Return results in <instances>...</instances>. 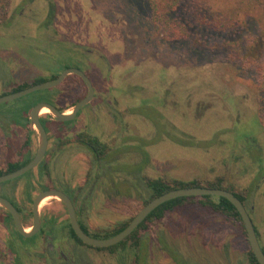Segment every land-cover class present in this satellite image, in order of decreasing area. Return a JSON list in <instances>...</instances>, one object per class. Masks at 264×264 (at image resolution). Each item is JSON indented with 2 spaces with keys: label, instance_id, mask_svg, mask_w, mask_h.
Masks as SVG:
<instances>
[{
  "label": "rangeland",
  "instance_id": "rangeland-1",
  "mask_svg": "<svg viewBox=\"0 0 264 264\" xmlns=\"http://www.w3.org/2000/svg\"><path fill=\"white\" fill-rule=\"evenodd\" d=\"M248 21L232 45L198 46L156 28L148 0H0V97L70 68L94 90L71 121L41 115L48 138L42 166L0 183L25 229L40 187L70 194L79 223L96 235L142 209L136 189L143 178L203 186L221 178L243 198L264 250L263 9ZM81 81L68 75L37 96L0 104V172L36 153L37 132L24 121L31 99L70 113L87 94ZM81 134L106 146L101 164L78 142ZM203 200L186 201L110 250L78 244L56 198L39 207L41 228L25 240L0 207V264H249L243 227Z\"/></svg>",
  "mask_w": 264,
  "mask_h": 264
},
{
  "label": "trees",
  "instance_id": "trees-1",
  "mask_svg": "<svg viewBox=\"0 0 264 264\" xmlns=\"http://www.w3.org/2000/svg\"><path fill=\"white\" fill-rule=\"evenodd\" d=\"M151 13H152V22L156 28L160 30H166L167 33H171L174 37L182 38L184 41H193L195 45L200 46V44L204 45H232V41L235 38H241L242 29L249 22L248 20L252 19V17H257V13L259 10L264 11V0H148ZM55 12V7L53 4L49 6V12L47 17V22L51 23L53 21V16ZM255 20V19H254ZM258 22V18H257ZM263 29H260L262 31ZM233 45H236L233 43ZM239 52V51H238ZM58 75L52 76L51 80L53 81ZM46 82L44 79H36L33 81L34 84L44 83ZM82 82V81H81ZM84 85V83H83ZM29 86L21 85L16 87L11 91V93L25 89ZM39 93H33L30 95L37 96ZM6 95V94H4ZM31 99V104H29V109L26 112V116L24 117V121L28 124V113L37 103L46 102L42 99ZM159 100V99H158ZM165 99L162 100V103ZM160 102V101H159ZM48 103V102H46ZM50 104V103H48ZM161 104V103H159ZM60 112L62 110L58 109ZM40 122L43 127L46 129L47 121L43 118H40ZM60 124L61 122H57ZM169 125V124H168ZM166 127V133L168 136H172V133H169L170 125ZM168 127V129H167ZM177 132L176 130L173 131ZM30 135L33 133V130L29 131ZM78 142L85 146L88 151L93 155V159L95 164H101V161L104 159L106 154V146L101 143L96 137L81 134L78 136ZM255 141L254 138H240L238 141H243V143L247 144L250 141ZM182 143V142H180ZM29 145V138L26 142L27 147ZM33 157L29 154L20 160L19 162L7 164L6 171L4 173L0 172V175L12 173L21 167L25 166ZM42 162H40L37 166L41 167ZM29 175V172L25 174V176ZM97 180V179H96ZM95 180V181H96ZM191 187H205L211 189H222L234 194L242 203L244 202L241 195L235 193L233 189L230 187H224L223 181L221 178L216 179L212 183H208L206 186L201 185L200 180H191L188 182H184L177 179L165 180L163 178H143L141 187H137V193L139 194L142 200V208L153 200L156 197L163 195L166 192L175 189L181 188H191ZM43 190L40 187V191ZM195 197L188 198H178L166 203L161 204L154 211H152L148 217L136 228V230L123 242L120 244L103 249H112L114 247H120L125 244V242L129 239H134L136 234L140 230H146V223L153 220H159L163 218L167 213L171 212L173 209L182 206L186 201L194 200ZM202 205L215 211L218 213H224L233 219H236L240 225L242 226L240 217L234 207L224 198H218V202L209 201V197H203ZM18 214L22 215V211L19 207H16ZM8 215V221H12L11 216ZM130 222V221H129ZM128 222V223H129ZM122 225L118 229L109 232H100L96 235H90L86 231V229L79 223L81 230L87 234L88 236L94 239H107L115 236L119 232H121L127 224ZM68 229L71 237L80 245H84L73 233L69 224ZM243 227V226H242ZM255 228V227H254ZM244 230V229H243ZM256 231V228H255ZM17 236L21 239H26L20 236L15 230ZM245 233V231H244ZM257 234V233H256ZM138 240H135L137 243ZM264 252V250H263ZM248 263L249 264H258L256 259L254 258L251 251L248 253Z\"/></svg>",
  "mask_w": 264,
  "mask_h": 264
},
{
  "label": "water",
  "instance_id": "water-1",
  "mask_svg": "<svg viewBox=\"0 0 264 264\" xmlns=\"http://www.w3.org/2000/svg\"><path fill=\"white\" fill-rule=\"evenodd\" d=\"M75 75L82 80L87 89L86 96L77 102L71 109L70 113L60 112L54 106L41 102L36 104L28 113V120L31 125L35 129L38 135V145L36 149V153L33 158L20 169L12 172L0 175V183L6 182L12 179H16L21 177L32 169H34L44 158L48 146V138L45 128L40 122L41 111L43 109H47L49 114L56 122H68L75 118L81 108L88 105L93 98L94 90L91 82L87 78V76L78 69L70 68L63 71L60 75H58L53 81L44 82L39 84H34L25 89L9 93L0 97V104L10 102L13 100L20 99L29 94L39 92L42 90L52 89L58 86L66 76ZM215 196L218 198H224L227 200L238 213L243 229L246 234V240L248 242L251 253L256 259L258 264H264V252L259 244L257 239L253 223L243 205V203L231 192L222 189H211L205 187H191V188H181L171 190L169 192L164 193L163 195L154 198L149 203H147L127 224V226L118 234L113 237L107 239H94L87 234H85L79 224L77 222L74 207L71 200L65 195L63 192L58 190H43L40 191L32 200L31 204V218L32 225L30 230H26L20 215L18 214L16 208L3 197H0V207L3 208L12 219L15 230L17 233L23 238H30L35 236L40 228H41V219L39 213V207L43 200L47 198H56L58 199L66 208V212L68 215L69 226L75 236L86 246L92 248H109L116 246L127 239L136 228L148 217V215L154 211L161 204L166 203L168 201L178 199V198H188V197H211Z\"/></svg>",
  "mask_w": 264,
  "mask_h": 264
},
{
  "label": "flooded vegetation",
  "instance_id": "flooded-vegetation-1",
  "mask_svg": "<svg viewBox=\"0 0 264 264\" xmlns=\"http://www.w3.org/2000/svg\"><path fill=\"white\" fill-rule=\"evenodd\" d=\"M96 188V187H95ZM43 191V190H42ZM59 191V190H58ZM101 191V190H100ZM100 191H99V193H100ZM61 192H63V191H61ZM65 195H67L68 196V198L71 200V202H72V204H73V207H74V200H73V197H71L70 196V194H68L67 192H63ZM96 193V192H95ZM0 197H3V198H5L3 195H0ZM6 200H8V199H6ZM9 201V200H8ZM10 203H12L13 204V206L16 208L17 207V205H15L13 202H11V201H9ZM62 204V203H61ZM63 205V204H62ZM243 205H244V203H243ZM64 206V205H63ZM244 207H245V205H244ZM65 208V207H64ZM245 209H246V207H245ZM65 210H66V208H65ZM246 211H247V209H246ZM74 212H75V216H76V219H77V222H78V224H79V221H78V215H77V210H76V208L74 207ZM247 213H248V211H247ZM66 214H67V212H66ZM248 215H249V213H248ZM67 217H68V215H67ZM249 217H250V215H249ZM250 219H251V217H250ZM252 221V220H251ZM68 223H69V220H68ZM253 223V222H252ZM253 226H254V224H253ZM80 227V226H79ZM254 230H255V228H254ZM255 233H256V231H255ZM246 235V234H245ZM256 236H257V234H256ZM257 239H258V236H257ZM259 241V240H258ZM260 244V243H259ZM261 246V245H260ZM262 248V247H261ZM263 250V249H262ZM69 257V260H70V262L72 263V260H71V258H73V257H71L70 258V256H68ZM67 257V258H68ZM65 260H66V258H65Z\"/></svg>",
  "mask_w": 264,
  "mask_h": 264
},
{
  "label": "bare ground",
  "instance_id": "bare-ground-1",
  "mask_svg": "<svg viewBox=\"0 0 264 264\" xmlns=\"http://www.w3.org/2000/svg\"><path fill=\"white\" fill-rule=\"evenodd\" d=\"M47 112H48L47 109H43V110L41 111L40 115L47 114ZM46 200H47V199H45V200H43V201L41 202L40 207H41V206H44V203H45ZM50 200H51V199H50ZM47 202H48V201H47ZM27 231H28V230H27Z\"/></svg>",
  "mask_w": 264,
  "mask_h": 264
}]
</instances>
